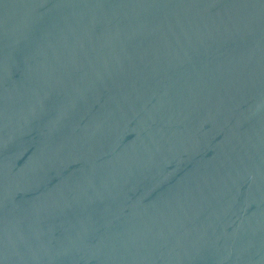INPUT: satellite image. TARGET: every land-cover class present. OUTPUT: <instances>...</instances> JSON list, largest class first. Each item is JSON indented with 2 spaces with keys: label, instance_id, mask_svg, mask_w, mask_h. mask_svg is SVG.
I'll return each instance as SVG.
<instances>
[{
  "label": "water",
  "instance_id": "1",
  "mask_svg": "<svg viewBox=\"0 0 264 264\" xmlns=\"http://www.w3.org/2000/svg\"><path fill=\"white\" fill-rule=\"evenodd\" d=\"M0 264H264V0H0Z\"/></svg>",
  "mask_w": 264,
  "mask_h": 264
}]
</instances>
